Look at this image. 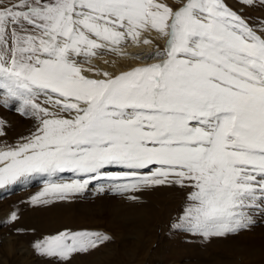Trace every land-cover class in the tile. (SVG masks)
Masks as SVG:
<instances>
[{
	"label": "snow or ice",
	"instance_id": "1",
	"mask_svg": "<svg viewBox=\"0 0 264 264\" xmlns=\"http://www.w3.org/2000/svg\"><path fill=\"white\" fill-rule=\"evenodd\" d=\"M149 31L165 40L148 54L153 63L111 74L75 59L105 48L126 55L122 42L149 45ZM0 96L39 120L0 150V187L31 174L77 177L46 183L33 205L103 179L122 181L119 192L190 188L173 227L204 239L248 228L251 209L264 215V36L224 0L175 10L162 0H9L0 4ZM110 240L65 230L34 247L67 260Z\"/></svg>",
	"mask_w": 264,
	"mask_h": 264
},
{
	"label": "rangeland",
	"instance_id": "2",
	"mask_svg": "<svg viewBox=\"0 0 264 264\" xmlns=\"http://www.w3.org/2000/svg\"><path fill=\"white\" fill-rule=\"evenodd\" d=\"M11 2L17 3L18 0ZM162 2L175 10L186 0ZM224 2L258 35L264 36V0H253L252 4H244L242 0ZM7 3L9 0H0V4ZM144 36L151 39L155 47H164L161 40L153 38L151 33L145 32ZM122 44L125 46L127 42ZM106 55H111V51H106ZM36 102L52 110L41 95ZM20 108L19 102L0 103V147L14 148L35 133L39 120L30 111L25 114ZM8 116L17 119L24 132V136L14 141L7 137L8 128L1 119ZM75 178L67 171L53 177L31 174L0 187V264H264V252L255 260H250L243 251V247L252 243V246L264 250V215L261 211L249 210L254 223L248 228L224 237L204 239L196 233L173 227L179 223L178 218L183 215L191 191L179 185L119 192L114 190V185L122 181L93 180L83 192L68 199L49 197V203L37 205L30 202V198L40 192L46 183L68 182ZM12 212L16 213V220L11 219ZM40 225L45 226V230L37 232ZM52 226L58 228L53 229ZM65 230L100 232L109 235L111 240L87 252L73 253L65 261L36 251L34 245L38 241ZM7 242H14L10 249ZM19 248L30 251L29 256L21 253Z\"/></svg>",
	"mask_w": 264,
	"mask_h": 264
},
{
	"label": "bare ground",
	"instance_id": "3",
	"mask_svg": "<svg viewBox=\"0 0 264 264\" xmlns=\"http://www.w3.org/2000/svg\"><path fill=\"white\" fill-rule=\"evenodd\" d=\"M149 33H151V36L153 38H157V40L158 39L161 40V42L163 44L165 43L164 38L159 37L155 31H149ZM126 42H127V44L125 46L123 44H121L119 46L121 49V52L127 53L126 55L117 54L116 52H112L108 48H105V49L97 50V54L91 58L79 56V57H76L75 59L84 68L91 66L97 70L107 71L111 74H118L119 72L126 71L133 66L135 67V65L148 64V63L155 62L156 57L154 55H152L151 57H148V54L154 53L158 49L152 43L149 45H144V44L134 45L131 43V41H126ZM106 51H111V55H106ZM84 74L88 75L90 77H93V78H98L95 73L85 72ZM41 96H42L43 100H45V97L43 95H41ZM64 115H67V113H64ZM1 119H3V122L6 124V126L8 128L9 135L7 137L9 139H11V141H14L15 138H18V137L20 138V136H24V132L20 128L21 123H18L17 119L10 118L9 116L5 117V118H1ZM22 122H24V121H22ZM0 150H8V149L0 147ZM146 210H148V209H146ZM155 211H156V209H155ZM143 213H144V211H143ZM140 218L142 220H144V218H142V216H140ZM52 228L54 229V228H58V227L52 226ZM43 230H45V226L40 225L37 232H40ZM7 240H9V239H7ZM260 240H262V239H260ZM216 243H219V242L216 241ZM7 244H8V247L10 249L11 245L14 244V242H7ZM252 244L249 247H243V251H245L249 255L248 257L250 260H255L256 257H259L262 255V252H264V250L261 251V249L256 248L255 246H252ZM228 246H230L229 248H231V249L234 248L233 245H228ZM19 251H21V253L23 252L25 255L29 256L30 251L22 249V248H19ZM229 251H231V250H229Z\"/></svg>",
	"mask_w": 264,
	"mask_h": 264
}]
</instances>
